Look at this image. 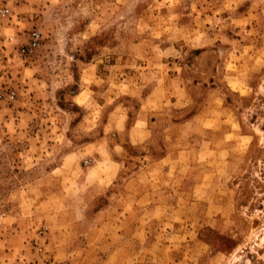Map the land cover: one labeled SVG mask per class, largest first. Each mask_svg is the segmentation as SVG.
<instances>
[{
	"label": "rangeland",
	"instance_id": "rangeland-1",
	"mask_svg": "<svg viewBox=\"0 0 264 264\" xmlns=\"http://www.w3.org/2000/svg\"><path fill=\"white\" fill-rule=\"evenodd\" d=\"M4 5L0 92L16 97L0 100V264H43L45 252L55 264L99 263L71 255L67 205L83 196L97 210L107 198L85 189L98 177L118 169L110 188H120L151 159L142 155L165 153L163 167L184 177L165 179L168 202L148 213L137 256L112 264H264V0ZM34 30L41 43L24 56ZM129 88L165 101L151 144L130 147L101 124L115 106L134 116L141 102ZM80 90L85 110L72 100ZM203 109L194 126L166 132ZM88 110L93 123L76 126Z\"/></svg>",
	"mask_w": 264,
	"mask_h": 264
},
{
	"label": "crops",
	"instance_id": "crops-1",
	"mask_svg": "<svg viewBox=\"0 0 264 264\" xmlns=\"http://www.w3.org/2000/svg\"><path fill=\"white\" fill-rule=\"evenodd\" d=\"M86 65L87 67L93 66L92 62ZM123 86L124 84L121 82L118 89L122 90ZM128 90L126 94L134 97V100L139 97V101L141 102V106L136 110L134 116L131 118L128 111L124 113L123 109L115 106L108 112H103L104 116L101 119V124L111 131L127 133V142L130 144V147L151 144L154 141V127L157 124L160 126L161 119L159 116H155L157 114L154 111V106H157L156 108L158 109H163L165 101L160 102L159 99H155V91L153 90L146 94H142L136 88H129ZM85 97L86 91L84 90H80L73 95L72 100L77 108L86 109L84 104L79 103ZM178 102V99L172 100L173 105H176ZM205 110L203 109L193 114L182 122H174L165 128L166 132H169V130L171 132H178L184 129V127L194 126L195 123L206 118ZM106 113H108L107 116H105ZM93 116V112L89 113L88 110L76 122V126L83 127L87 124L89 126L90 123H93L91 119ZM229 133V129H223L222 133L215 131L213 135L220 137ZM169 134L171 133L164 135L165 141L180 140V138L174 136V133H172L171 137H169ZM118 146L120 147V145ZM150 156L148 154L141 156L153 160L150 159L139 170L133 171L127 177L126 184L122 187L117 188L114 186L110 188V184L115 182V178L119 174L118 169H113L98 177L95 185L85 189L86 194L88 192L98 199L101 196L107 198V201L98 206L97 210L96 207L94 210V207H85L87 203H85L83 196L72 198V202H69L70 206L67 205L69 209L66 212V216L70 219L67 223L66 232H64L66 241L71 246L72 256L80 254L83 257L90 256L101 259L97 264H112L114 257L131 259L137 256L139 252L138 243L146 242L145 237L147 234L144 236L143 232H147L150 221L148 213L155 209L165 208L163 204H167L168 202L167 195L169 191H165V179L184 177L176 171L163 167L169 159V153L161 154L158 158ZM155 166L157 170H155ZM139 179H147V181H144L146 185L138 182L141 181ZM153 179H156V182H159L161 185L154 183ZM58 195L61 196L60 192ZM175 208H177V205H175ZM61 236V233L57 235L58 238Z\"/></svg>",
	"mask_w": 264,
	"mask_h": 264
},
{
	"label": "built area",
	"instance_id": "built-area-1",
	"mask_svg": "<svg viewBox=\"0 0 264 264\" xmlns=\"http://www.w3.org/2000/svg\"><path fill=\"white\" fill-rule=\"evenodd\" d=\"M3 1H7V0H3ZM11 14V9L4 5L2 8H0V16L1 17H7ZM11 42L14 40L13 37H10ZM42 40V36H41V32L38 30H34L31 35L30 38L28 40V42L24 45H22L21 47V53L24 56H28L29 54H31L35 48L41 43ZM16 97V92L14 90L8 89L5 92H0V100L6 98L10 101L15 100ZM39 252H43V248L39 247L38 248ZM44 257H43V264H55L53 258L50 255H46V252L43 253Z\"/></svg>",
	"mask_w": 264,
	"mask_h": 264
}]
</instances>
